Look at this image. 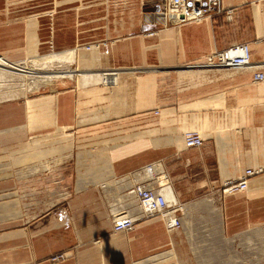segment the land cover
I'll list each match as a JSON object with an SVG mask.
<instances>
[{
    "label": "crops",
    "instance_id": "0c3cea01",
    "mask_svg": "<svg viewBox=\"0 0 264 264\" xmlns=\"http://www.w3.org/2000/svg\"><path fill=\"white\" fill-rule=\"evenodd\" d=\"M162 1L0 0L1 58L24 64L51 48L72 53L79 76L0 101V264H95L121 251L127 264H200L205 243L230 264H264V172L246 190L223 192L246 169H264V80H254L264 73V0H222V13L178 25H165ZM240 43L251 66L201 65ZM190 130L202 146H185ZM79 137L106 148L107 183L76 162L59 165ZM154 163L169 177L167 198L184 206L183 226L140 217L133 198L140 219L116 231L115 209Z\"/></svg>",
    "mask_w": 264,
    "mask_h": 264
},
{
    "label": "built area",
    "instance_id": "2783aa9c",
    "mask_svg": "<svg viewBox=\"0 0 264 264\" xmlns=\"http://www.w3.org/2000/svg\"><path fill=\"white\" fill-rule=\"evenodd\" d=\"M158 14L165 25L182 24L186 22H200L208 16L224 11L222 0H163L158 6ZM227 15L232 13L228 10ZM201 65L216 68L240 69L251 66V48L247 43L230 46L224 50L215 51L207 55ZM255 81H263L264 73L256 72ZM204 143L201 132L197 130L187 131L184 135V144L187 148H197ZM160 163H154L143 168L137 180L126 191L125 195L137 199L142 208L140 217H161L169 231L181 228L183 222L184 206L177 200L167 198L171 187L170 180ZM264 172V169L245 170L241 180L229 182L223 189L224 193H235L248 188V180ZM121 209V210H118ZM139 216H134L131 207L117 208L113 213V225L116 231L132 229ZM67 257L62 253L52 258V261H60Z\"/></svg>",
    "mask_w": 264,
    "mask_h": 264
},
{
    "label": "rangeland",
    "instance_id": "374dc122",
    "mask_svg": "<svg viewBox=\"0 0 264 264\" xmlns=\"http://www.w3.org/2000/svg\"><path fill=\"white\" fill-rule=\"evenodd\" d=\"M160 5H161V3L158 4V6H160ZM57 52H58L57 50H52L51 48H49V49H46L44 53H41V55H48L46 58L47 59L46 64L48 66V69H50L52 71H54V70L55 71H64V70H71V69L73 70L74 69L75 72H74L73 78H68V77L58 78V79H55L51 82L43 83L44 84L43 85V84H38V82L32 83V81H30V78L25 79V77L20 78L19 76H15V77L9 76V77L4 78L5 80L2 79V82H0V101L6 100V99H22V98H25L28 96L35 95L39 92L46 91L50 88H55L56 85H61L63 83L68 84V83L72 82L70 80H75L76 78L79 79V76L76 77V75H75V74H77V72H76L77 69L73 65L74 60L71 63L70 62L71 58H69V57L66 59V57H63V56L54 55ZM49 56H52V57L49 58ZM29 60H32V58H28L26 60V62H28ZM10 78H11V80H10ZM3 84H5V85H3ZM32 87H34V88H32ZM85 138L86 137H79L78 143H76L74 145L73 151L71 152V154L73 155V159H72V157H70V159H67V161L60 159L59 165L65 167L67 169L69 167L74 166V163L76 162V165L79 168L82 167L83 171L85 168H86V170H89V171L92 170L94 175H96L100 178L99 183L105 184L110 180L109 179L110 178L109 177V166L107 165L106 159H105L106 148L101 147V143L90 142L88 140H85ZM95 152H96V154H98V156L96 158H90ZM28 161L29 160H27V159L24 160L25 165L28 164ZM22 163H23V161L21 159L14 160V166H16V167H20L21 165H23ZM4 166H5V160L0 159V168L4 167ZM18 177H20V175ZM3 178H4V174H1L0 179H3ZM70 178L72 179L71 176H70ZM114 183H112V184H114ZM41 184L42 183H40L39 185H41ZM42 186L45 190L54 188L53 187L54 185H51L50 187L48 184L42 185ZM128 199L133 201L134 203L136 202L132 197H129ZM205 240L206 239H204L203 241H205ZM205 247H208L207 243H205L203 245V247H201L202 249H199L200 253L198 254V257H200V261H201L200 264H230L229 263L230 258L228 256V254L224 255L222 253L221 255L214 256V254H212L211 251H209V253H208L207 252L208 250H206V253H205V250L203 251V248H205ZM168 259H166V260L164 259L157 264H165L166 261H170V259L169 260ZM95 264H127V263L125 261V253L123 251H121L118 260L112 261V260H109L108 258H106V260L104 262L95 263Z\"/></svg>",
    "mask_w": 264,
    "mask_h": 264
},
{
    "label": "bare ground",
    "instance_id": "6f19581e",
    "mask_svg": "<svg viewBox=\"0 0 264 264\" xmlns=\"http://www.w3.org/2000/svg\"><path fill=\"white\" fill-rule=\"evenodd\" d=\"M67 54H69V53H67ZM71 54L72 53L69 54V58H72ZM51 57L52 56H49V58H51ZM46 58L47 57H43L39 60H37V59L33 60L32 59V61H30V62H24V64H22V63L18 64V63L8 62L4 58L0 57V82H2V79L9 77V76H12V77L13 76L14 77L19 76L20 78L25 77V79L30 78V81H32V83L38 82V84L51 82V81L58 79V78H65V77L73 78L74 77V72H75L74 69L73 70L72 69L71 70H64V71H55V70L52 71V70L48 69V66L46 64V61H47ZM110 73L108 74L105 71L102 72L103 81H105L106 83H110L112 85H115L118 81V77L116 76V74H114L116 77L110 78L109 77V75H111ZM10 80H11V78H10ZM3 85H5V84H3ZM32 88H34V87H32ZM160 168H161V166H160ZM128 198L126 197V204L125 205L133 208L134 207L132 204L133 201L129 200Z\"/></svg>",
    "mask_w": 264,
    "mask_h": 264
}]
</instances>
